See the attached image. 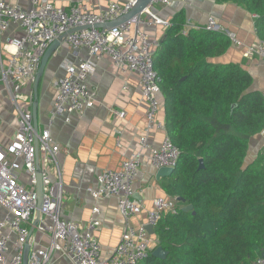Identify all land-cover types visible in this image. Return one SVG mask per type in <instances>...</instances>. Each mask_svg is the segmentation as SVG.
<instances>
[{"label":"built area","instance_id":"built-area-1","mask_svg":"<svg viewBox=\"0 0 264 264\" xmlns=\"http://www.w3.org/2000/svg\"><path fill=\"white\" fill-rule=\"evenodd\" d=\"M138 1L111 2L104 10L95 12L86 0H76L69 9L57 7L50 0H30L28 8L0 0V37L11 26L23 33L22 37L6 42L10 60L8 67L1 72V80L16 103L22 100L33 105V89L27 96L22 94L23 89L32 88L50 46L66 36L64 42L72 51L86 50L87 57L76 64H64L65 74L57 82L54 117L65 114L67 122H71L72 115H81L94 108L95 93L89 80L103 56H108L118 70L139 77L141 103L147 106V126L140 137V149L124 161L121 169L101 172L97 187L89 191L95 200L116 198L126 222L119 245L110 257L105 258L102 245L94 235L101 226L98 219L91 218L84 230L79 224L62 219L64 184L58 161L60 147L50 130L36 133L33 113L18 105L16 136L7 147L0 145V264H24L32 228L48 235L50 244L30 249L28 264H52L57 255L69 257L74 264H143L159 246L160 240L155 241L146 227L137 229L129 224L143 212L142 204L136 200V183L145 164L149 162L158 169L176 168L180 157L179 149L169 139L160 147L150 143L154 132H167L166 123L159 119L161 79L156 73L153 57L159 42L138 28L134 31V26L140 22L139 17L114 27L98 28L130 14ZM174 1L186 3L189 0H154L141 15H149L155 24L168 29L170 22L161 19L151 9ZM206 30H219L217 21L210 19ZM228 37L232 45L244 50L245 57L264 60V42L250 46L234 34L228 33ZM117 115L122 116L121 113ZM38 171L43 182L40 218L37 216ZM178 204L176 197L156 198L148 213V225L156 232L165 216L177 212ZM99 212L98 207L93 209L94 215ZM248 264H264V258L261 256Z\"/></svg>","mask_w":264,"mask_h":264},{"label":"trees","instance_id":"trees-1","mask_svg":"<svg viewBox=\"0 0 264 264\" xmlns=\"http://www.w3.org/2000/svg\"><path fill=\"white\" fill-rule=\"evenodd\" d=\"M219 1L257 15L264 42V0ZM185 27L181 12L153 57L168 139L180 151L164 190L194 208L162 219L156 233L167 259L151 252L143 264H248L264 253V154L245 167L248 137L264 131V94L241 65L211 63L232 48L227 35ZM213 118L236 135H219Z\"/></svg>","mask_w":264,"mask_h":264},{"label":"crops","instance_id":"crops-1","mask_svg":"<svg viewBox=\"0 0 264 264\" xmlns=\"http://www.w3.org/2000/svg\"><path fill=\"white\" fill-rule=\"evenodd\" d=\"M24 8L30 7V0H7ZM57 7L69 9L76 0H50ZM92 11L99 12L108 7L111 2L122 0H86ZM161 19L171 22L173 18L184 12L186 17V32L190 29L206 32L210 19H215L219 30L228 36L234 34L246 45H258L262 42L256 31V18L244 7L235 2L222 3L219 0H189L186 3L174 1L167 6L155 5L151 9ZM140 22L134 26L146 32L159 45L167 39V30L163 25L155 24L149 15L139 17ZM23 33L16 26H11L0 37V145L7 147L15 138L18 131V105L33 113V105L18 100L10 95L1 80L3 68L9 65L10 54L5 49L9 39L20 38ZM87 57V51L78 52L63 42L61 47L50 58L44 75L38 86L37 121L38 132L50 130L53 140L59 145L58 161L62 169L64 184V201L62 219L79 224L84 230L91 218L98 219L101 226L94 231L95 237L102 245V255L110 257L119 245L126 228L118 200L102 198L95 200L90 194L97 187L101 172L107 169L119 170L124 161L132 153L140 149V137L144 135L147 126V106L141 103L139 77L135 74L118 70L108 56H103L96 64L95 72L89 83L95 93V105L91 110L81 115L74 114L71 122L67 115L53 116V108L57 93V82L64 76L66 63H78ZM214 64H238L246 69L254 79V90L264 94V60L245 57L240 47L232 45L230 51L218 59L210 60ZM34 91V85L23 89V95ZM162 109L159 119L166 123L165 104L161 96ZM121 113L122 116L117 115ZM210 122L215 126L219 135H236L229 127L220 125L215 118ZM168 139L167 132L156 131L151 135L150 143L160 147ZM249 148L245 167L256 161L264 154V131L248 137ZM159 169L151 163L142 168L136 183V200L143 206V212L130 221L135 228L148 225V213L153 208L156 198L171 197L164 190V184L169 177L157 179ZM187 204L180 203L184 208ZM98 207L100 212L93 214ZM30 239L31 249L47 247L50 237L32 228ZM158 241L159 235H152ZM155 247V246H153ZM158 247V246H157ZM156 249V248H155ZM154 251V250H153ZM52 264H74L65 255H57Z\"/></svg>","mask_w":264,"mask_h":264},{"label":"water","instance_id":"water-1","mask_svg":"<svg viewBox=\"0 0 264 264\" xmlns=\"http://www.w3.org/2000/svg\"><path fill=\"white\" fill-rule=\"evenodd\" d=\"M153 2H154V0H139L138 4L136 5V7L133 9V11L130 14L124 16L123 18H121L118 21L111 22V23H108L105 25H100V26H98V28L114 27L116 25L127 22V21H129L135 17H141V14L146 9H148L150 6H152ZM65 38H66V36L59 38L57 41H55L50 46L49 50L47 51L46 55L43 58L41 67H40L38 74H37V77H36V82L34 84V105H33V122H34V128H35L36 133H38V121H37L38 86H39V83H40L42 76L44 75L45 69L47 67V64H48L50 58L61 47ZM204 167H205L204 161L200 160V169H203ZM38 170H39V167H38ZM175 171H176V168H166V167L160 168L158 173H157V179L160 180L162 178L170 177L174 174ZM37 180H38L37 193H38V197H39L37 216H38V218H40V215H41L40 211L42 208V201H43V182H42V175L39 171L37 174ZM178 202L186 203V201L182 198H178ZM193 208L194 207L192 205H188V206H185L183 208V211L184 212H190L193 210ZM146 229L149 232V234L155 235V230L152 226L147 225ZM32 233H33V230L31 231V234ZM30 249H31L30 244H28L26 246V251H25V256H24V264H28V255H29ZM152 255L159 260H166L167 256H168V252H166L161 246H158L156 249H154V251L152 252ZM262 257L264 258V253L262 254Z\"/></svg>","mask_w":264,"mask_h":264}]
</instances>
